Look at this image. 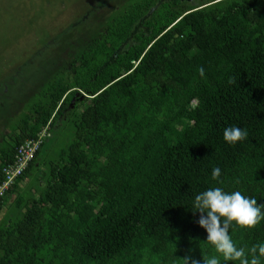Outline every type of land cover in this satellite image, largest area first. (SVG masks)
Here are the masks:
<instances>
[{"label":"trees","instance_id":"obj_1","mask_svg":"<svg viewBox=\"0 0 264 264\" xmlns=\"http://www.w3.org/2000/svg\"><path fill=\"white\" fill-rule=\"evenodd\" d=\"M159 1L103 28L0 147L1 169L45 134L0 198V264H183L188 250L206 260L218 254L189 211L196 194L223 187L264 204V0H166L143 20ZM64 114L74 138L39 174ZM233 126L248 135L230 145ZM34 170L43 186L24 189ZM229 234L247 253L264 220Z\"/></svg>","mask_w":264,"mask_h":264},{"label":"rangeland","instance_id":"obj_2","mask_svg":"<svg viewBox=\"0 0 264 264\" xmlns=\"http://www.w3.org/2000/svg\"><path fill=\"white\" fill-rule=\"evenodd\" d=\"M141 0H0V147L9 143L22 119L36 104L45 101L43 88L60 77L84 47L103 28L113 24L124 11ZM166 0L152 6L145 16ZM213 0H181L194 8ZM141 29L137 24L136 31ZM64 114L48 136L37 163L57 157L58 150L74 138V127ZM46 167V166H45ZM30 173L24 189L43 186ZM23 189V188H22Z\"/></svg>","mask_w":264,"mask_h":264},{"label":"clouds","instance_id":"obj_3","mask_svg":"<svg viewBox=\"0 0 264 264\" xmlns=\"http://www.w3.org/2000/svg\"><path fill=\"white\" fill-rule=\"evenodd\" d=\"M201 76L204 70L199 69ZM248 133L239 127H227L223 130V140L234 145L246 139ZM221 176V169L214 167L211 170V179L217 181ZM264 204L243 195L240 191H226L223 187H209L194 196L191 202L193 214H199L194 222L206 233V242L218 254L206 260L195 258L188 250L183 264H220V258L225 264H261L264 259V242L248 249L238 247L229 232L234 226L253 228L264 220ZM250 257V259H249Z\"/></svg>","mask_w":264,"mask_h":264},{"label":"built area","instance_id":"obj_4","mask_svg":"<svg viewBox=\"0 0 264 264\" xmlns=\"http://www.w3.org/2000/svg\"><path fill=\"white\" fill-rule=\"evenodd\" d=\"M45 134H40L35 140H26L15 149L13 159L10 163L3 165L0 169V198L5 191L16 182L27 169L28 164L38 152Z\"/></svg>","mask_w":264,"mask_h":264}]
</instances>
